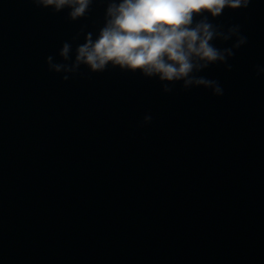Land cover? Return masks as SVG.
I'll return each instance as SVG.
<instances>
[{
	"label": "water",
	"instance_id": "water-1",
	"mask_svg": "<svg viewBox=\"0 0 264 264\" xmlns=\"http://www.w3.org/2000/svg\"><path fill=\"white\" fill-rule=\"evenodd\" d=\"M105 8L73 23L0 0V264H264V0L212 21L248 37L231 72L202 73L219 98L119 69L49 72Z\"/></svg>",
	"mask_w": 264,
	"mask_h": 264
},
{
	"label": "clouds",
	"instance_id": "clouds-1",
	"mask_svg": "<svg viewBox=\"0 0 264 264\" xmlns=\"http://www.w3.org/2000/svg\"><path fill=\"white\" fill-rule=\"evenodd\" d=\"M38 9L54 14L68 10V20L78 22L88 16L95 3L106 4L102 26L97 31L81 29L72 42L59 50L61 62L53 55L46 58L49 72L61 75L64 82L80 74L82 67L91 74L109 68L158 79L162 92L171 95L176 85L189 92L204 89L214 97H223L218 79L202 73L221 65L233 69L230 61L247 46L242 26H225L212 21L225 11L249 9L254 0H29ZM211 18V19H209ZM83 36V43H73ZM219 42L222 46H217ZM257 76H264V65L256 66ZM152 123L145 115L143 125Z\"/></svg>",
	"mask_w": 264,
	"mask_h": 264
}]
</instances>
